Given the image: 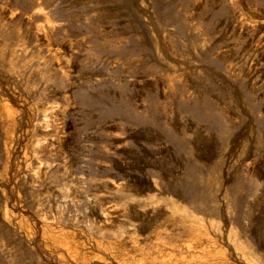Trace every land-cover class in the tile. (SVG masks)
I'll return each mask as SVG.
<instances>
[{
    "label": "rangeland",
    "instance_id": "374dc122",
    "mask_svg": "<svg viewBox=\"0 0 264 264\" xmlns=\"http://www.w3.org/2000/svg\"><path fill=\"white\" fill-rule=\"evenodd\" d=\"M0 264H264V0H0Z\"/></svg>",
    "mask_w": 264,
    "mask_h": 264
}]
</instances>
